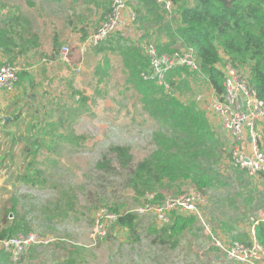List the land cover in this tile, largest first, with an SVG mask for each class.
Returning <instances> with one entry per match:
<instances>
[{
    "label": "rangeland",
    "instance_id": "rangeland-1",
    "mask_svg": "<svg viewBox=\"0 0 264 264\" xmlns=\"http://www.w3.org/2000/svg\"><path fill=\"white\" fill-rule=\"evenodd\" d=\"M112 2L0 0V29L15 33L10 51L0 48V58L14 59L12 62L19 68L14 91L0 94L6 98L12 96L2 100L4 106L0 102V225L2 215L13 205L15 213L30 226L29 231L16 235L34 234L39 240L13 258L10 251L1 249L6 240L3 238L0 240V259L6 258L5 264H59L69 257L75 262L72 264H236L214 244V240L229 233L225 230L230 226L236 229L237 225L251 235V224L257 218H264V201L261 207L244 216L238 210L243 198L239 194L234 200V193L242 188H234L235 184L229 181L232 177L225 176L236 173L241 187L249 186L261 195L264 181L259 176L250 179L234 166L231 158L234 143L223 130L219 118L205 108L206 101L213 97L206 83L195 74L194 78L187 76L186 85L175 91L168 81V89L157 82L150 61L148 70L143 73L145 78L155 79L164 92L174 94L181 101L192 99L220 142L221 154L216 167L225 177L218 188L223 199L221 208L212 204L208 194H203V200L198 204L208 231L198 219L200 230L197 227L185 232L178 249L150 246L144 237L145 231L148 226L160 223L154 208L165 198L180 197L184 186L176 185L178 188L175 186L161 202L146 196L135 198L123 185L119 170L105 173L96 169L97 162L108 155V147L113 144L130 147L134 158L147 155L152 149V132L156 128L153 117L142 107L133 87L125 82L119 56L110 52L93 54L92 48L102 41L96 45L89 43ZM137 2L132 0L129 4L136 14ZM172 10L167 12L161 8L162 25L176 24L177 13H171ZM8 15L16 29L7 28ZM143 33L136 21L131 34L123 40L137 43ZM161 36L162 40H167L161 31L160 36L144 37L142 43L156 44ZM25 40H28L27 46ZM54 43L57 44L56 53H53ZM63 45L69 49L66 60L59 52ZM106 60L109 65H105ZM22 69L27 76H19ZM104 69L105 75H102ZM199 95L204 98L202 103L197 100ZM64 108H69L70 114L74 112L75 118L62 114ZM19 113L20 120L15 124L11 118ZM3 117L9 119L5 121ZM33 118L37 120L32 121ZM48 122L54 124L48 125ZM32 126V137H29L28 128ZM51 129L53 132L48 135L52 136L47 140L54 145L37 142L36 153L27 158L23 149L33 141V134ZM59 134L64 135L61 141H58ZM260 140L264 148V133ZM33 156L32 169L26 171ZM35 167L39 169V175L32 173ZM25 174L33 184L24 181ZM205 196L211 205L207 204ZM257 198L258 194L254 193L253 201ZM109 208L137 214L136 235L129 236L127 231L117 227L113 229L107 214ZM180 210L176 207L173 211ZM211 210L216 216L227 210V219L215 218ZM167 215L165 213V217ZM11 219L12 214L7 221ZM99 226L104 230L102 237L98 236Z\"/></svg>",
    "mask_w": 264,
    "mask_h": 264
},
{
    "label": "trees",
    "instance_id": "trees-1",
    "mask_svg": "<svg viewBox=\"0 0 264 264\" xmlns=\"http://www.w3.org/2000/svg\"><path fill=\"white\" fill-rule=\"evenodd\" d=\"M99 1L101 4L105 0ZM170 1L175 7L171 13L174 11L177 13L175 25L169 23L162 25L164 20L161 8L154 3L155 1L138 0L135 8L138 14L136 21L144 30L142 37L138 38V42L142 41L144 37L151 39L153 36H160L163 31L167 40H162L161 36L155 42L159 52H172L182 47L192 48L207 84L217 95H221L224 91V78L219 64L223 65L225 62H229L233 67L248 75L257 97L264 102V0ZM7 18V28L16 29L17 27L11 22L10 15ZM25 20L29 22L28 19L25 18ZM14 34H10L6 28L0 29V48H4L5 52H9L13 45L11 40L15 38ZM122 40L116 36L106 38L98 46L92 48L93 54L110 52L119 56L126 75L125 82L133 87L142 107L155 121L156 128L153 130L151 138L152 149L147 155L134 158L130 147L120 144L110 145L108 147L109 157L108 155L101 157L97 162L96 169L105 173H117L119 170L123 185L135 198L147 197L148 194H152V201L161 202L166 194L174 191L176 185L182 188L186 184H190L199 192L208 194L212 204L219 208L223 199L218 188L221 187L225 177L228 179L232 177V180L229 181L235 184L234 188H242L239 190L240 192L234 193V200L239 194L240 198H243L241 209H238L239 212L245 216L248 212H253L261 207L264 193L261 195L256 189H250L245 185H243V189L236 173L224 177L218 172L216 165L221 154L220 142L215 139L213 130L207 125L204 115L197 109L194 101L192 99L181 101L174 94L164 92L163 87L155 83V79H143L141 74L148 70L149 58L139 43ZM27 44L28 40H25L24 45L27 46ZM54 44L53 53H56L57 44ZM105 65H109L108 60ZM96 69L98 70V68ZM105 70L102 75H105ZM194 74L196 75V71L190 70L186 66L176 65L166 74L165 80L177 91L186 85L187 76L194 78ZM19 76H27V73L22 69ZM70 112L69 108H64L61 111L62 114L66 113L75 118L76 114L74 112L70 114ZM19 115L20 113L11 118L15 124L20 120ZM34 120L37 118H33L32 121ZM48 123H50L48 125L54 124ZM33 127L28 128L29 137L32 135L30 132ZM39 131L41 130L33 134L35 137L30 145L23 149L27 152V158H29L27 155L36 153L37 142L54 145L51 144V140H47L52 136L48 133L53 132V129L40 134ZM17 138V142H20ZM63 138V134L58 135V141ZM27 142L29 143V141ZM34 160L33 156L31 162L26 165V171L32 169L31 163ZM237 170L243 172L239 168ZM33 171L34 175L40 173L37 167ZM258 176L264 181V175ZM23 179L26 182L34 183L27 174L23 176ZM178 186L176 187L178 188ZM254 193L258 194L256 202L253 201ZM246 207L247 209H245ZM110 211L117 216L112 223L113 229L117 227L127 231L129 236L136 235L137 214L131 211L121 212L118 209H110ZM211 212L214 211L211 210ZM10 214H12V219L7 221ZM227 215L222 214V217H218V219H227ZM248 223L251 222L248 220ZM252 225L254 236L264 249V222L258 221ZM0 227V240L30 230V226L26 225L24 219L15 213L13 205L2 215ZM197 227V219L194 216L185 215L180 211H171L167 222L148 226L144 237L150 246L164 250L178 249L185 232ZM198 229L200 230V227ZM233 229L230 226L225 230L229 232L226 234L231 240L249 242L250 234L246 230L241 229L242 231L234 233L236 230ZM3 259L2 261L0 259V264H5L7 259ZM72 263L75 262L69 257L66 260L63 259L59 264Z\"/></svg>",
    "mask_w": 264,
    "mask_h": 264
},
{
    "label": "built area",
    "instance_id": "built-area-1",
    "mask_svg": "<svg viewBox=\"0 0 264 264\" xmlns=\"http://www.w3.org/2000/svg\"><path fill=\"white\" fill-rule=\"evenodd\" d=\"M153 1L167 12L175 9L170 0ZM131 2L132 0H113L110 10L105 14L95 33L89 38V43L96 45L111 36L126 39L131 34L137 18L135 10L129 6ZM137 43L143 47L149 58L154 78L166 89H168V82L166 80L164 82L165 75L176 65L186 66L190 70L196 71V76L206 83L213 97L206 101L205 108H208L219 118L223 130L234 143L231 156L234 166L244 171L250 179H257L260 174L264 175V148L260 140V135L264 133V102L257 97L256 90L250 83L248 75L233 67L229 62H225L223 65L219 64L224 78V91L221 95H217L207 84L192 48L182 47L177 51L168 53L159 52L153 42L142 43L139 41ZM59 52L60 56L66 60L69 53L68 47L61 46ZM4 60L0 58V94H10L14 91L19 68L12 61ZM143 73L141 74L142 78L147 79ZM197 100L202 103L204 98L199 95ZM152 197V194L147 196L149 199ZM203 197V193L199 192L193 185L186 184L181 189L180 197L176 199L165 198L164 202L159 203V206L154 208L160 221L159 224L167 222L170 212L176 207H180V212L199 219L204 226L203 228L208 231V226L204 223L198 208L199 201L203 200ZM205 200L207 204L211 205L206 196ZM165 213L168 214L167 217H165ZM107 214L110 215V223H113L117 218L116 214L108 210ZM258 221L264 222V218L255 219V223ZM250 232L248 243L233 241L225 234L224 236L216 235L214 244L223 249L228 259L236 264H264V249L258 244L254 236L253 225ZM103 235L104 230L102 226H99L98 236L102 237ZM38 242L39 240L34 234L15 235L6 238L1 244V249L10 251L12 257L17 258L25 248Z\"/></svg>",
    "mask_w": 264,
    "mask_h": 264
},
{
    "label": "crops",
    "instance_id": "crops-1",
    "mask_svg": "<svg viewBox=\"0 0 264 264\" xmlns=\"http://www.w3.org/2000/svg\"><path fill=\"white\" fill-rule=\"evenodd\" d=\"M12 97V96H11ZM11 97H9V98H11ZM9 99V98H6V97H4V96H2V95H0V102H1V105L2 106H4V101H2L3 99ZM244 172V171H243ZM245 173V172H244ZM216 202V201H215ZM214 205V204H213ZM215 206V205H214ZM216 207V206H215ZM221 208V207H220ZM213 211V210H212ZM223 211V213H224V215L225 214H227V210H222ZM214 215H215V218H218V217H222V216H216V213H215V211H214ZM220 215H222V214H220ZM228 216V215H227ZM235 229V228H234ZM233 229V230H234ZM236 231H234V233H237L238 231L240 232V231H242V230H240L239 228H238V225L236 226V229H235ZM229 234V233H228ZM216 248V247H215Z\"/></svg>",
    "mask_w": 264,
    "mask_h": 264
},
{
    "label": "water",
    "instance_id": "water-1",
    "mask_svg": "<svg viewBox=\"0 0 264 264\" xmlns=\"http://www.w3.org/2000/svg\"><path fill=\"white\" fill-rule=\"evenodd\" d=\"M1 117V115H0ZM2 119H4L5 121H7L9 118L3 117ZM250 141V139H248Z\"/></svg>",
    "mask_w": 264,
    "mask_h": 264
}]
</instances>
